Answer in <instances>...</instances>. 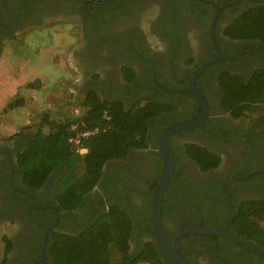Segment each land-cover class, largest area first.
Wrapping results in <instances>:
<instances>
[{"label": "flooded vegetation", "instance_id": "flooded-vegetation-1", "mask_svg": "<svg viewBox=\"0 0 264 264\" xmlns=\"http://www.w3.org/2000/svg\"><path fill=\"white\" fill-rule=\"evenodd\" d=\"M262 6L264 0H0V51L18 31L68 21L80 32L75 54L84 76L77 88L82 100L94 91L127 107L149 98L171 107L149 121L147 147L130 150L124 160L105 162L99 182L79 209V215L111 204L127 210L134 223L129 239L133 255L153 242L158 257L169 264L152 228L149 231L146 213L150 212L151 225V195L161 171L160 133L169 125L194 122L204 115L190 84L201 92L206 110L200 124L169 135L175 162L163 194V227L169 234L190 225L223 228L230 210L224 193L228 181L234 211L244 200L264 204V122L233 118L221 103L222 77L248 80L264 71L261 39L225 34L243 11ZM125 70L133 72L132 80ZM33 134L0 146V220L18 224L6 264H42L45 232L51 227L46 252L51 231L71 233L79 221L77 215L74 220L71 213L44 207H56L60 172L51 174L37 190L24 186L16 154ZM188 146L218 155V165L202 170ZM239 175L245 176L234 179ZM175 246L188 264H264V254L223 236L189 232ZM45 252V263L50 264Z\"/></svg>", "mask_w": 264, "mask_h": 264}, {"label": "trees", "instance_id": "trees-1", "mask_svg": "<svg viewBox=\"0 0 264 264\" xmlns=\"http://www.w3.org/2000/svg\"><path fill=\"white\" fill-rule=\"evenodd\" d=\"M225 34L232 38H258L264 42V6L243 11L227 27ZM129 71V70H125ZM132 80L133 72L126 73ZM35 81L27 87H37ZM222 109L233 118L250 117L252 124L264 122V115L255 107L264 109V71H258L248 80L227 74L222 77ZM17 97L6 104L4 111L21 106ZM75 116L56 120L43 115L41 126L18 150L16 164L25 187L37 190L54 172L59 179L54 191L55 206L63 215H77L75 231H51L48 235L45 259L50 264H166L156 252L157 245L146 243L136 254L130 253L129 239L133 231L132 215L117 204L102 211L89 210L79 215L85 206L86 195L97 185L106 161L124 160L130 150L149 145V121L171 107L152 98L139 101L130 107L119 100L101 98L97 93H87ZM92 131L80 136L84 131ZM26 137L18 131L8 139ZM79 136L77 147L86 148L79 153L69 138ZM23 137V138H24ZM190 157L202 170L214 168L219 156L205 148L187 147ZM104 195V194H103ZM74 218L77 220L78 218ZM150 225V212L146 213ZM231 231L235 235L264 248V204L257 200H244L236 206ZM0 264H6L12 248L11 238L3 234ZM40 250V248H39Z\"/></svg>", "mask_w": 264, "mask_h": 264}, {"label": "rangeland", "instance_id": "rangeland-1", "mask_svg": "<svg viewBox=\"0 0 264 264\" xmlns=\"http://www.w3.org/2000/svg\"><path fill=\"white\" fill-rule=\"evenodd\" d=\"M80 32L68 21L45 23L43 27L28 28L4 41L0 51V146H7L8 137L21 131L35 133L43 115L56 120L82 112V96L78 86L84 82L76 61ZM35 81L37 87H27ZM20 97L21 106L4 111L13 99ZM254 115H264L255 107ZM258 113V114H257ZM18 233V224L0 220V258L3 250L1 236L10 238Z\"/></svg>", "mask_w": 264, "mask_h": 264}, {"label": "water", "instance_id": "water-1", "mask_svg": "<svg viewBox=\"0 0 264 264\" xmlns=\"http://www.w3.org/2000/svg\"><path fill=\"white\" fill-rule=\"evenodd\" d=\"M190 85H191L192 93L202 105V108L204 110V115H205L206 101L204 97L202 96L201 92L195 89L192 84ZM204 115L194 122H179V123H175V124L167 126L160 133V137L158 140L157 151L161 159V171H160L159 178L153 187V191L151 195V201H150L151 228L153 231L154 238L160 250L163 252V255L167 258L169 264H188L185 261V259L178 253L176 246H175V242L180 236H182L185 233H189V232H200V233L208 234L212 236H223L243 247H246L248 249L264 254V250L261 247L236 236L230 231V226L232 224V221L234 219V214H235L234 207L231 204L229 195H228V185L230 184V181L227 182L224 188V193H225L230 210H229V217L223 228H209V227L199 226V225H190V226L181 227L176 232L169 234L161 223L160 213H161V205H162V200H163L164 189L173 174L174 162H175L174 155L172 153V149L169 144V135L175 131L182 130L185 128H190V127L200 124L202 120L204 119ZM244 176L245 175H239V176L234 177V179L241 178ZM44 207H52L55 209L56 212L58 210L54 206H44ZM55 223L56 221L53 223V225H55ZM50 229L51 227L45 232L42 238V249L40 253V260L42 264H46L44 260V252H45V247H46L47 234Z\"/></svg>", "mask_w": 264, "mask_h": 264}, {"label": "built area", "instance_id": "built-area-1", "mask_svg": "<svg viewBox=\"0 0 264 264\" xmlns=\"http://www.w3.org/2000/svg\"><path fill=\"white\" fill-rule=\"evenodd\" d=\"M90 133H92V131L88 130V131H84L80 134V136H87L89 135ZM69 141L71 143H73L76 147L79 145V142H80V139H79V136H75V137H71L69 138ZM77 151L79 153H84L86 151V148H83V147H77ZM137 264H149V262L147 261H141V262H138Z\"/></svg>", "mask_w": 264, "mask_h": 264}]
</instances>
